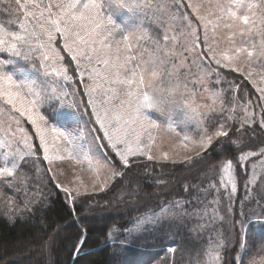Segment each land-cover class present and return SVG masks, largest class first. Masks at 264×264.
Returning <instances> with one entry per match:
<instances>
[{"label": "snow or ice", "instance_id": "obj_1", "mask_svg": "<svg viewBox=\"0 0 264 264\" xmlns=\"http://www.w3.org/2000/svg\"><path fill=\"white\" fill-rule=\"evenodd\" d=\"M0 215L44 264H264V0H0Z\"/></svg>", "mask_w": 264, "mask_h": 264}, {"label": "trees", "instance_id": "obj_2", "mask_svg": "<svg viewBox=\"0 0 264 264\" xmlns=\"http://www.w3.org/2000/svg\"><path fill=\"white\" fill-rule=\"evenodd\" d=\"M250 89V85L247 86ZM254 91V90H253ZM140 175L133 177L134 180H139L141 185V193H147V204L154 205L160 198H167L169 190L182 191L181 184L183 180H191L192 183L198 181L194 178L196 175L195 170L188 171L183 166H165L164 168L154 167L149 165V172L144 173L140 169ZM158 180L169 182L167 186L157 183ZM159 194V195H158ZM100 195H104L103 193ZM110 198L113 193L107 194ZM62 200L58 199L52 217L55 218L56 213L64 214ZM107 219L98 217V221L103 224L105 222H123L120 217L114 214H105ZM41 227L38 217L31 219L17 220L15 223L10 222L3 215H0V264H44L47 259L36 248L26 247L23 243L30 235L35 233ZM92 240H95L93 235ZM70 246V243H69ZM159 249L157 248V250ZM129 255H123L120 259L123 260ZM56 258L69 264L67 248H61L56 253ZM187 259V257H186ZM87 260L90 264H113L114 257L108 248H101L91 244L89 246V255Z\"/></svg>", "mask_w": 264, "mask_h": 264}, {"label": "rangeland", "instance_id": "obj_3", "mask_svg": "<svg viewBox=\"0 0 264 264\" xmlns=\"http://www.w3.org/2000/svg\"><path fill=\"white\" fill-rule=\"evenodd\" d=\"M254 98V97H253ZM154 118H159L157 114L153 113ZM176 118V117H174ZM195 223V221H193ZM146 253L154 252L153 249H146ZM125 255H129L128 257H125L122 261H124V264H136L137 261L140 259H143L144 257L137 253L136 250H132L131 252L126 253ZM122 259V258H121Z\"/></svg>", "mask_w": 264, "mask_h": 264}]
</instances>
